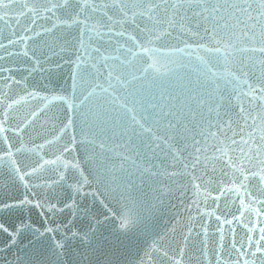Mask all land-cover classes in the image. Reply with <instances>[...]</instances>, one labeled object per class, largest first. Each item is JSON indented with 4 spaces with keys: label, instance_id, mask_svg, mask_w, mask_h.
Wrapping results in <instances>:
<instances>
[{
    "label": "snow or ice",
    "instance_id": "6c2138e0",
    "mask_svg": "<svg viewBox=\"0 0 264 264\" xmlns=\"http://www.w3.org/2000/svg\"><path fill=\"white\" fill-rule=\"evenodd\" d=\"M0 264H264V0H0Z\"/></svg>",
    "mask_w": 264,
    "mask_h": 264
}]
</instances>
